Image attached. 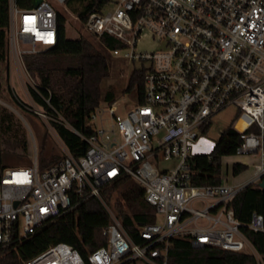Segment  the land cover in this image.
Here are the masks:
<instances>
[{
    "label": "built area",
    "instance_id": "1",
    "mask_svg": "<svg viewBox=\"0 0 264 264\" xmlns=\"http://www.w3.org/2000/svg\"><path fill=\"white\" fill-rule=\"evenodd\" d=\"M67 7L69 0H55ZM56 5L43 0L33 9L10 0L8 40L11 53L22 59L49 49L58 41ZM87 32L100 39L109 35L131 50L125 54L144 70L145 98L123 115L108 102L111 127H100L101 107L89 121L94 133L83 157L70 153L42 169L38 155L29 166L0 163V251L18 247L42 227L56 222L78 204L96 197L104 206L103 187L125 179L144 190V199L161 219L144 225L146 241L136 244L123 223L107 209L110 226L106 246L89 254V264H167L172 239L188 237L195 247L242 253L249 246L230 202L264 176V0H99L83 21ZM160 44L152 52L138 51L144 33ZM19 42L29 45L19 48ZM41 46L43 49H39ZM123 48V49H124ZM120 50H112L118 56ZM239 111L243 129L237 156L259 158L251 182L234 187L191 184L190 160L195 143L211 119L229 107ZM101 113V114H100ZM256 128L260 134L250 131ZM175 161L157 169L161 158ZM79 199L74 202L73 197ZM195 202L204 208L194 207ZM248 229L264 232V218L252 215ZM204 221V223H200ZM160 245H165L159 250ZM23 264H88L71 245L58 243Z\"/></svg>",
    "mask_w": 264,
    "mask_h": 264
},
{
    "label": "trees",
    "instance_id": "2",
    "mask_svg": "<svg viewBox=\"0 0 264 264\" xmlns=\"http://www.w3.org/2000/svg\"><path fill=\"white\" fill-rule=\"evenodd\" d=\"M22 9H33L35 0H15ZM99 0H69L68 7L74 4L81 6L78 11L81 21L98 6ZM67 19L59 12L58 41L49 49L36 54H25L22 57L26 71L33 79L35 86L29 88L33 101L45 112L55 118L62 117L69 125L52 121V126L70 154L79 159L86 153L89 145L76 132L89 138L94 130L89 121L102 98L101 84L111 70V51L122 50L124 44L115 38L105 35L100 39H68L66 36ZM10 26V0H0V77L4 66L9 62L10 51L8 29ZM9 76V67L7 68ZM144 70L131 72L126 92L137 95V104L144 102ZM115 94L109 91L105 101L115 102ZM135 105V106H136ZM244 122L237 124L243 129ZM250 131H256L252 128ZM13 115L0 104V163L6 155L5 140L19 136ZM242 138L233 127L227 128L211 152L197 154L190 160L192 172L191 184L197 187H220L223 185L222 162L225 157L237 156ZM23 155L28 156L25 145ZM39 165L45 169L61 160L58 155L38 156ZM32 160L27 161L29 165ZM247 166L240 163L233 165V174L239 176ZM127 180V179H125ZM129 180V179H128ZM132 181V180H131ZM124 182V181H123ZM133 184L121 193L115 206L126 233L136 243L143 245L145 239L140 236V229L147 224H155L156 209L144 199V190ZM122 182L109 183L103 187L102 197L109 203L113 194ZM74 202L79 201L75 196ZM235 217L244 224L242 232L261 256L264 264V232H254L246 225L251 223L252 215L260 213L264 218V190L259 186L249 185L230 202ZM111 217L102 202L96 197L87 199L62 216L56 222L46 225L27 238L21 245L0 251V264H23L51 245L66 243L76 249L89 264V254L99 247L108 244L104 231L110 226ZM163 250L165 245H160ZM167 259V264H259L257 257L247 253L224 251L214 247L196 248L188 237H176L169 243L167 257L162 256L159 262ZM130 260L124 264H139Z\"/></svg>",
    "mask_w": 264,
    "mask_h": 264
},
{
    "label": "rangeland",
    "instance_id": "3",
    "mask_svg": "<svg viewBox=\"0 0 264 264\" xmlns=\"http://www.w3.org/2000/svg\"><path fill=\"white\" fill-rule=\"evenodd\" d=\"M49 1L56 5L61 14L65 15L67 19L66 36L68 39H95L94 36L87 32L85 26H83V21H81L78 13V11L82 10L79 4H74L72 7H62L59 6L55 0ZM138 41L137 50L142 52L155 51L160 45L157 40H153L146 32ZM19 48L25 50L29 48V45L19 42ZM38 48L43 49L41 46ZM130 50V48H124L120 50L118 56L115 57L111 55L110 75L106 77L101 84L102 98L99 107L106 111V113L102 115V122L101 119L98 121L101 128L104 127L108 129L111 127L108 102L105 101V96L109 91H113L115 94L116 99L114 104L119 109V115L124 116L128 109L137 104V95L135 93L126 92L125 90L129 84L131 72L139 67L138 64L133 63L129 58L125 57V54ZM14 59L17 64L14 63ZM8 61L0 77V104L13 115L20 132L18 134L19 136L14 135L5 140V150L7 152L3 164L11 168L29 166L27 161H33L36 154L38 156L42 154L46 157L58 155L63 159L70 152L53 128L52 121L62 122L68 127L69 125L62 117L55 118L48 115L42 107L38 106L33 101L29 93V88L34 87L35 83L26 71L23 60L17 58L15 54L9 51ZM8 67L9 71L11 68L9 76L6 72ZM238 118L239 111L235 106L222 110L221 113L215 115L211 119L212 122L206 130V133L195 143L194 152L199 154L211 152L216 143L221 139V134L227 128L234 127L237 123L243 122H238ZM256 133H258V135L260 134L259 132ZM25 145L28 147V156L23 155ZM244 157L249 158L251 162L250 167L245 171L246 173H242H245L247 177L253 174L256 164L259 163V158L255 159L251 155L231 156L224 158L222 162L223 180L230 181L234 178L236 180L238 179V177H234L231 168L234 163ZM153 164L157 169L162 170L173 168L176 162L166 161L162 157L158 163L153 160ZM132 184L133 182L130 179L120 183L118 187L119 190L113 194L109 203L102 197L104 206H106L109 211L111 210L119 219L120 217L118 216L119 214L116 210L115 202L121 196V193ZM193 204L194 207L198 209L204 208L203 203L195 202ZM160 219L161 217L156 215V221L159 222ZM200 223H204V221H200ZM242 252L252 255L254 253L249 246Z\"/></svg>",
    "mask_w": 264,
    "mask_h": 264
},
{
    "label": "crops",
    "instance_id": "4",
    "mask_svg": "<svg viewBox=\"0 0 264 264\" xmlns=\"http://www.w3.org/2000/svg\"><path fill=\"white\" fill-rule=\"evenodd\" d=\"M16 60L14 59V63L15 64H17L16 62H15ZM10 64H11V62H10ZM10 71H11V68H10ZM199 154V153H198ZM226 158V157H225ZM255 159L256 158H258V157H254ZM250 162H251V160L249 159V158H247V157H244V158H240V160H238L236 163H234V164H240V163H242V164H244V165H246L247 166V168H249L250 167ZM233 164V165H234ZM231 170H232V173H233V167L231 168ZM245 172V171H244ZM246 173V172H245ZM245 173H241L239 176H236V177H238V179L236 180L235 178L234 179H232V180H223V184H230V186H234V187H241L242 185H245V184H248L249 182H251L252 180H253V178H254V176H255V173H256V169H255V171L253 172V174H251V176H249V177H247L246 176V174ZM234 175V174H233ZM234 177H235V175H234ZM229 181V182H228ZM228 182V183H227Z\"/></svg>",
    "mask_w": 264,
    "mask_h": 264
},
{
    "label": "water",
    "instance_id": "5",
    "mask_svg": "<svg viewBox=\"0 0 264 264\" xmlns=\"http://www.w3.org/2000/svg\"><path fill=\"white\" fill-rule=\"evenodd\" d=\"M43 0H35V7H37ZM258 186L264 190V176L261 177V180L258 183ZM196 248H200L199 245L195 246Z\"/></svg>",
    "mask_w": 264,
    "mask_h": 264
}]
</instances>
